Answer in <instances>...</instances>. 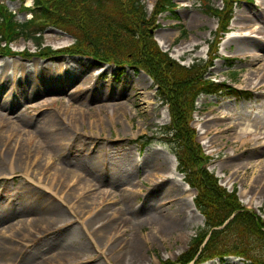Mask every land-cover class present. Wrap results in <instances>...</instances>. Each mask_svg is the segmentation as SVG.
<instances>
[{
  "label": "rangeland",
  "instance_id": "1",
  "mask_svg": "<svg viewBox=\"0 0 264 264\" xmlns=\"http://www.w3.org/2000/svg\"><path fill=\"white\" fill-rule=\"evenodd\" d=\"M0 1L18 21L30 17L20 11L19 0ZM158 1L143 0L148 15ZM171 1L176 17L162 12L152 29L161 50L186 65L213 55L205 76L225 84L222 93L197 97L191 121L195 140L211 157L208 169L219 183L236 187L241 203L264 219L262 138L246 141L213 134L214 123L234 132L244 121L264 131V0H236L230 31L219 33L222 38L212 47L218 23L205 12L203 1ZM207 4L223 6L222 0ZM72 41V36L48 27L41 46L57 50ZM11 47L38 50L35 40L23 37ZM115 70L110 63L64 53L31 58L0 54V264H160L188 250L194 229L203 226V216L192 212V190L185 202H173L164 199L168 188L162 184L139 201L127 200L124 212L118 204H107L112 199L107 182L118 185L111 189L117 197L120 187L137 186L174 165L166 137L159 133L168 122V108L156 96L153 82L130 68L121 74ZM232 89L238 92L225 94ZM40 96L48 97L44 107L24 105ZM220 115L225 119L216 122ZM10 124L20 128L5 133ZM148 139L140 151L139 142ZM91 184L97 187L91 191L94 197L86 192ZM174 187L170 191L175 193ZM126 211L130 220L141 213L146 222H129L127 227ZM56 215L62 217L56 220ZM178 231L182 233L176 236ZM89 240L94 245L87 247ZM201 264L243 261L228 257Z\"/></svg>",
  "mask_w": 264,
  "mask_h": 264
},
{
  "label": "trees",
  "instance_id": "2",
  "mask_svg": "<svg viewBox=\"0 0 264 264\" xmlns=\"http://www.w3.org/2000/svg\"><path fill=\"white\" fill-rule=\"evenodd\" d=\"M202 1L205 12L218 19L212 47L218 42V34L227 31L236 0H223L221 9L209 6L208 0ZM175 6L171 0H159L148 16L142 0H33L32 8L22 7L31 12V18L19 22L0 3V54L80 55L110 63L118 74L125 68L146 73L156 87V95L168 107L170 121L162 127V132L171 135L166 138L168 147L177 158V169L183 173L185 182L196 189L194 205L204 217V226L191 239L188 250L175 261L165 260L161 264H187L208 235L194 264L214 258L224 262L230 256L241 257L245 264H264V219L241 203L236 188L228 190L207 166L200 168L211 157L195 140V131L190 125L196 98L225 90L223 82L205 76L213 55L206 61L201 60V65L181 64L160 49L151 33L153 27H158L155 19L161 12L168 11L176 17ZM49 26L73 36V43L57 50L40 47L41 33ZM20 36L35 40L38 50L13 51L9 44ZM235 92L232 89L225 94ZM149 142H139V150Z\"/></svg>",
  "mask_w": 264,
  "mask_h": 264
},
{
  "label": "bare ground",
  "instance_id": "3",
  "mask_svg": "<svg viewBox=\"0 0 264 264\" xmlns=\"http://www.w3.org/2000/svg\"><path fill=\"white\" fill-rule=\"evenodd\" d=\"M260 26H255V29H258ZM48 101V97L45 98V96H40V97H37L36 99H33L32 101H26V103L24 104H27V105H30L32 107H39V108H42L44 107V105H46ZM216 118V122L217 121H221V120H224L225 117L220 115V116H217L215 117ZM215 122V120H214ZM243 124L238 128L237 131H234V132H231V128L229 126L225 127L224 129H220L219 127H217V123H214L215 125V129L213 131V134L215 136H219L220 138L222 137V133L223 134V137L226 136V133H228L227 137H232L234 139H244V140H250L251 138L253 139H258V138H262V142H264V131H261V130H256L254 129L252 126V124H250L249 121H244L242 122ZM17 126V125H16ZM14 124H10L5 133H8V131H17L18 128H20L19 126L16 127ZM215 136H213L214 138H216ZM246 136V137H245ZM222 137V138H223ZM218 139V138H217ZM261 179V178H260ZM260 181V180H259ZM77 207H79L78 205H76ZM61 216H57L54 218V219H60Z\"/></svg>",
  "mask_w": 264,
  "mask_h": 264
},
{
  "label": "crops",
  "instance_id": "4",
  "mask_svg": "<svg viewBox=\"0 0 264 264\" xmlns=\"http://www.w3.org/2000/svg\"><path fill=\"white\" fill-rule=\"evenodd\" d=\"M161 176L163 177V175H161L160 173L153 174V176H152L153 177V180H152L151 183H153V181H154V186H152L150 188V186L148 185L146 187V189L150 188L149 194H151L154 191H157L158 190V187L159 186H162V184L160 182H155L156 179H159ZM170 176L172 177L171 178L172 182H169L170 180L167 179V182L166 183H170L172 186H176L177 187V190L176 191L178 192V196H180L181 198H185L188 190L185 189V186L183 185V183H181L179 180H177L174 175L171 174ZM128 224H129V221L127 220V225Z\"/></svg>",
  "mask_w": 264,
  "mask_h": 264
}]
</instances>
